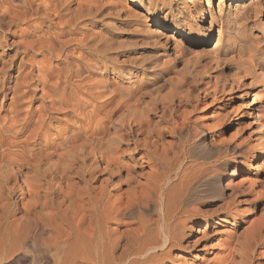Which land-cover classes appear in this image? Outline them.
<instances>
[{
  "label": "bare ground",
  "instance_id": "1",
  "mask_svg": "<svg viewBox=\"0 0 264 264\" xmlns=\"http://www.w3.org/2000/svg\"><path fill=\"white\" fill-rule=\"evenodd\" d=\"M173 2L0 0V264H264V182L225 199L221 148L182 135L193 89L168 67L200 31L193 11L158 31L165 55L129 46H158L148 24ZM231 2L240 36L264 0ZM220 42L210 62L264 74L259 46Z\"/></svg>",
  "mask_w": 264,
  "mask_h": 264
},
{
  "label": "rangeland",
  "instance_id": "2",
  "mask_svg": "<svg viewBox=\"0 0 264 264\" xmlns=\"http://www.w3.org/2000/svg\"><path fill=\"white\" fill-rule=\"evenodd\" d=\"M219 1L211 0L214 13L212 18L206 0H174L173 9L165 10L156 18H151L148 24V27L152 29L150 33L157 39L155 42L156 39L153 37L155 41L151 38L153 41L150 40V42L158 46L148 45L143 35L133 39L129 46L136 52L140 51L147 62L154 58L157 51L165 55L167 49L161 47L163 39L158 36V31L165 26H173L177 21H184L183 15L181 16L178 11L182 13L187 10L193 11L200 31L191 41L185 43V63L178 62L168 67L171 81L176 84L186 82L187 86L193 89V97L183 104L182 108L184 115L188 118L182 135L185 138L186 136L197 138L201 146L213 142L221 148L218 186L227 200L235 197L245 199L255 194L254 192H258L264 182V168L259 166L262 165L264 153L260 154L259 151L262 149L257 141L260 129H257L254 120L260 112L264 121V74L257 71L254 63H249L251 74L244 73L242 68L238 69L235 55L231 56L235 64L233 68L240 70L238 72L241 74H233L227 67L210 62L213 55L207 54L205 50L215 47L221 33L220 46L223 47H220L221 50L224 49L228 40L237 43L239 38H243L246 39L247 45L259 46L264 54V5L258 17L251 16L252 18L243 23L245 26L241 27L239 36L234 32L236 24L233 18L237 16L233 11L234 3L231 2L232 0H222L219 11ZM20 2L21 0H13L17 6ZM240 4L250 9L249 0H243ZM156 23L159 26H155ZM43 26L45 30H53L54 22H44ZM21 30L26 37L35 33L29 29L28 25L22 26ZM145 34L148 37V33ZM147 40L149 41V38ZM254 96L256 101L248 109L247 106L252 104ZM247 209L245 208L248 220L253 221L259 218L260 214L254 211L249 213Z\"/></svg>",
  "mask_w": 264,
  "mask_h": 264
}]
</instances>
